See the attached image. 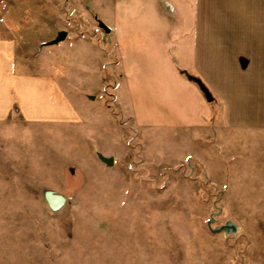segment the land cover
I'll list each match as a JSON object with an SVG mask.
<instances>
[{"label":"rangeland","instance_id":"1","mask_svg":"<svg viewBox=\"0 0 264 264\" xmlns=\"http://www.w3.org/2000/svg\"><path fill=\"white\" fill-rule=\"evenodd\" d=\"M52 1L16 0L36 3L37 19L72 34L97 33L92 0ZM61 53L49 68L68 80L77 116L37 123L32 135L6 129L0 264H264V195L243 199L241 186L229 187L230 171L201 160L183 133L138 127L122 89L114 90L117 67L107 65L102 87L101 59L90 49ZM212 219L213 230L230 221L238 232L214 233Z\"/></svg>","mask_w":264,"mask_h":264},{"label":"crops","instance_id":"2","mask_svg":"<svg viewBox=\"0 0 264 264\" xmlns=\"http://www.w3.org/2000/svg\"><path fill=\"white\" fill-rule=\"evenodd\" d=\"M91 4L109 33L96 22V34H72L53 19H37L36 3L25 8L0 0L1 149L8 127L32 135L37 123L74 121V100L62 81L68 80L49 67L65 49H90L101 59L102 87L107 67H117L121 82L114 90L122 89L138 127L183 133L201 160L230 171L229 187L241 186L243 199L264 195V0ZM61 32L67 33L64 41L41 49ZM102 42L110 44L108 51ZM37 51L49 54L48 63L37 61Z\"/></svg>","mask_w":264,"mask_h":264},{"label":"water","instance_id":"3","mask_svg":"<svg viewBox=\"0 0 264 264\" xmlns=\"http://www.w3.org/2000/svg\"><path fill=\"white\" fill-rule=\"evenodd\" d=\"M98 24H99V27L102 30H104L106 33L110 32V29L103 22L99 21ZM66 36H67L66 32L59 33L58 37L54 41L50 42L49 45L59 44L60 42L65 40ZM193 81H195L199 85V87H200L201 91L203 92V94L205 95L207 101L208 102H213V97H212L211 93L203 85V83L197 78H193ZM100 159H101V161L103 163H105L108 166H113V164H114V160L113 159H107V158H104V157H100ZM51 203H52L53 207L56 209L60 205V200L57 197H51ZM213 222H214L213 219L209 222V227L210 228L212 227L211 225H212ZM212 231L214 233L225 232L227 234H236L238 232V229H237V226L233 222L229 221L224 226L219 227L216 230L212 229Z\"/></svg>","mask_w":264,"mask_h":264}]
</instances>
